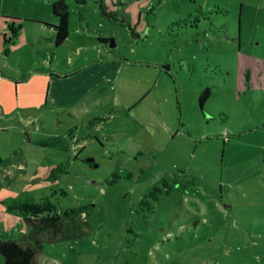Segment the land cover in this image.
<instances>
[{
    "label": "rangeland",
    "instance_id": "obj_1",
    "mask_svg": "<svg viewBox=\"0 0 264 264\" xmlns=\"http://www.w3.org/2000/svg\"><path fill=\"white\" fill-rule=\"evenodd\" d=\"M58 1L0 0L4 88L26 79L0 106V242L60 216L38 264H264V0H64L56 47ZM110 55L115 82L55 106L52 71Z\"/></svg>",
    "mask_w": 264,
    "mask_h": 264
},
{
    "label": "crops",
    "instance_id": "obj_2",
    "mask_svg": "<svg viewBox=\"0 0 264 264\" xmlns=\"http://www.w3.org/2000/svg\"><path fill=\"white\" fill-rule=\"evenodd\" d=\"M57 21L58 20L56 19V24ZM55 35L56 34H54V38ZM98 37L99 40H104L101 35ZM54 38L52 40L53 42ZM67 42H69V40H67L65 43ZM76 55L80 56L79 52H77ZM1 61L3 62V60ZM95 62L94 65H92V63H71V70L59 71L58 73L52 71L51 75L47 76L50 80L51 101L55 104V106L59 105L69 108L70 106H74L76 104L78 105L80 103H85V98H87L89 94L98 90L100 85L115 82L124 68L123 63L120 60H115L112 56L108 60L103 59L101 63L96 62L95 64ZM1 72H5L3 68L0 69V106L3 107V98L8 100L11 97L13 102L19 98V87L20 85L26 83V79L25 76H23V79L16 80V95L14 96L11 91L12 89L9 86L4 88V83L9 81L11 82L14 80V78L6 79L5 76L1 74ZM38 75L39 74H32L30 78L32 79L33 76ZM44 75L46 76L47 72ZM1 111L4 112L3 109Z\"/></svg>",
    "mask_w": 264,
    "mask_h": 264
},
{
    "label": "trees",
    "instance_id": "obj_3",
    "mask_svg": "<svg viewBox=\"0 0 264 264\" xmlns=\"http://www.w3.org/2000/svg\"><path fill=\"white\" fill-rule=\"evenodd\" d=\"M102 9V8H101ZM103 13L104 10L102 9ZM53 14L58 24L52 27L55 30L54 43L56 46L63 45L71 32L70 13L67 3L59 0L53 4ZM211 96V91L206 88L199 96V105L203 109ZM2 160L0 157V166ZM29 231L15 240L0 242V254L4 264H38L39 257L43 253L42 235L57 236L63 228L62 218L53 216L47 218L27 219Z\"/></svg>",
    "mask_w": 264,
    "mask_h": 264
},
{
    "label": "water",
    "instance_id": "obj_4",
    "mask_svg": "<svg viewBox=\"0 0 264 264\" xmlns=\"http://www.w3.org/2000/svg\"><path fill=\"white\" fill-rule=\"evenodd\" d=\"M111 46H113V44H111ZM87 163H93L94 162V160L93 159H88L87 161H86Z\"/></svg>",
    "mask_w": 264,
    "mask_h": 264
},
{
    "label": "flooded vegetation",
    "instance_id": "obj_5",
    "mask_svg": "<svg viewBox=\"0 0 264 264\" xmlns=\"http://www.w3.org/2000/svg\"><path fill=\"white\" fill-rule=\"evenodd\" d=\"M101 42H102V43H105V44L107 43V41H105V40H104V41H101Z\"/></svg>",
    "mask_w": 264,
    "mask_h": 264
}]
</instances>
